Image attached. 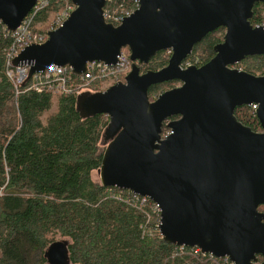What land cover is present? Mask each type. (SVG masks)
<instances>
[{"label": "water", "instance_id": "1", "mask_svg": "<svg viewBox=\"0 0 264 264\" xmlns=\"http://www.w3.org/2000/svg\"><path fill=\"white\" fill-rule=\"evenodd\" d=\"M35 2L0 0V21L16 29ZM71 2L75 9L63 24L42 43L27 45L12 64H28V78L49 64L79 74L88 61L115 63L129 49L123 81L76 96L82 118L108 116L100 184L159 203L166 243L228 255L234 264H264V75L234 66L264 54V28L250 22L253 5L264 0H139L119 25L103 19L105 0ZM220 26L225 33L214 55L181 67L193 46ZM168 49L165 66L141 71ZM172 80L179 84L149 99L151 85ZM252 103L260 132L234 114ZM163 126L170 130L165 136ZM68 245L64 238L52 241L44 251L47 264H70Z\"/></svg>", "mask_w": 264, "mask_h": 264}, {"label": "trees", "instance_id": "2", "mask_svg": "<svg viewBox=\"0 0 264 264\" xmlns=\"http://www.w3.org/2000/svg\"><path fill=\"white\" fill-rule=\"evenodd\" d=\"M65 1L51 0L36 11L30 20L33 30L46 33ZM252 12V25L264 24L263 3L255 2ZM223 30L208 32L183 63L207 62ZM13 42L0 21V264H47L44 251L57 237L68 238L75 264H195L188 248L178 252L152 233L148 206L125 189L91 179L104 152V114L82 118L77 95L38 91L29 87L30 80L15 88L7 75ZM122 51L129 55L127 47ZM169 54L157 51L141 69L162 68ZM234 66L264 75V54L246 56ZM105 83L93 82L90 89L97 91ZM178 84L151 85L149 99ZM234 114L252 130H261L251 106H237ZM168 131L162 127L163 135Z\"/></svg>", "mask_w": 264, "mask_h": 264}, {"label": "built area", "instance_id": "3", "mask_svg": "<svg viewBox=\"0 0 264 264\" xmlns=\"http://www.w3.org/2000/svg\"><path fill=\"white\" fill-rule=\"evenodd\" d=\"M51 0H36L30 11L21 21L16 29L10 31L5 25L3 30L11 33L14 42L11 45L8 54V65L12 70L7 71V75L13 79L14 86L24 85L28 80L29 87L38 91H45L55 94H78L85 89H89L93 82L98 83L103 80L117 82L123 79V76L130 69V60L125 53L117 56L115 63H105L102 61L87 62L86 70L80 74H76L69 65L51 64L44 69L33 73L27 80L29 65L22 64L18 66L12 65V59L22 51L27 45L32 43H42L48 37L47 33L34 31L30 23L32 15L46 7ZM139 6V0H105L102 11V17L106 22L119 25L125 18L129 17ZM74 9V5L67 0L52 18L48 31L60 27L67 19L70 12ZM258 26V25H256ZM264 28V24H261ZM190 61H187L186 66ZM253 110L257 108L256 103L250 105ZM143 206H148L154 218V226L151 229L155 235L159 234V225L161 222V209L157 202L148 196L132 194ZM150 217V215H149ZM176 251L186 252L185 246H176ZM189 254L194 258L195 264H234V262L226 255L215 256L209 252H203L198 247H190L187 249Z\"/></svg>", "mask_w": 264, "mask_h": 264}, {"label": "rangeland", "instance_id": "4", "mask_svg": "<svg viewBox=\"0 0 264 264\" xmlns=\"http://www.w3.org/2000/svg\"><path fill=\"white\" fill-rule=\"evenodd\" d=\"M50 22H51V21H50ZM49 24H50V23H49ZM224 33H225V31L223 30V31H222V35H220V36H223ZM169 57H170V54H169ZM49 65H51V64H49ZM257 75H259V74H257ZM109 84H110V81H106L105 85L99 87L98 90H103V89L106 88V86L109 85ZM91 86H92V85H91ZM175 86H176V85H175ZM96 87H97V86H96ZM96 87H94V88H96ZM90 90H91V89H90ZM91 179H93V180L96 181V182L99 181V176H98V173H97L96 170H93V171L91 172ZM260 210H261V209H260ZM262 211H264V208H263ZM56 239H57V240H58V239H62V237H57ZM64 239H66V238H64ZM67 240H68V238H67ZM68 241H69V240H68ZM70 264H75V263H72V262H71Z\"/></svg>", "mask_w": 264, "mask_h": 264}, {"label": "flooded vegetation", "instance_id": "5", "mask_svg": "<svg viewBox=\"0 0 264 264\" xmlns=\"http://www.w3.org/2000/svg\"><path fill=\"white\" fill-rule=\"evenodd\" d=\"M191 52H192V51H191ZM188 55H190V54H188ZM142 66H143V65H141V68H142ZM141 71H144V70L141 69ZM262 130H263V129L261 128V130H255V131L260 132V131H262Z\"/></svg>", "mask_w": 264, "mask_h": 264}, {"label": "bare ground", "instance_id": "6", "mask_svg": "<svg viewBox=\"0 0 264 264\" xmlns=\"http://www.w3.org/2000/svg\"><path fill=\"white\" fill-rule=\"evenodd\" d=\"M202 39V38H201Z\"/></svg>", "mask_w": 264, "mask_h": 264}]
</instances>
